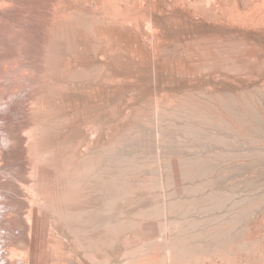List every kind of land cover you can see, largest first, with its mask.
<instances>
[{
	"label": "rangeland",
	"instance_id": "1",
	"mask_svg": "<svg viewBox=\"0 0 264 264\" xmlns=\"http://www.w3.org/2000/svg\"><path fill=\"white\" fill-rule=\"evenodd\" d=\"M0 194L7 264H264V0H0Z\"/></svg>",
	"mask_w": 264,
	"mask_h": 264
},
{
	"label": "bare ground",
	"instance_id": "2",
	"mask_svg": "<svg viewBox=\"0 0 264 264\" xmlns=\"http://www.w3.org/2000/svg\"><path fill=\"white\" fill-rule=\"evenodd\" d=\"M2 37V36H1ZM22 45V44H21ZM4 135V134H3ZM4 194V193H3ZM3 198V195L2 194H0V210H1V207H3V202H1V199ZM3 199H5V198H3ZM6 205V204H5ZM7 207V206H6ZM1 213V212H0ZM3 213V212H2ZM1 215V214H0ZM3 215V214H2ZM9 215V214H8ZM6 216V215H5ZM5 216L3 217V218H5ZM1 217V216H0ZM8 218V217H7ZM10 218V217H9ZM6 219V218H5ZM4 220H2L1 222H3ZM0 222V223H1ZM6 222H7V219H6ZM2 225H3V223H1ZM4 229V228H3ZM1 231H2V228H1V226H0V241L2 240V239H4L3 237H2V233H1ZM6 231V230H5ZM5 234L7 235V233L5 232ZM5 239H6V236H5ZM0 245H1V243H0ZM5 246H7V245H5ZM9 246H10V244H9ZM8 247V246H7ZM11 247V246H10ZM9 247V248H10ZM1 250H4V248H3V246H1V248H0ZM6 249V251L8 250L7 248H5ZM5 252V251H4ZM11 253H12V251H10ZM5 254H6V252H5ZM3 255V253L2 254H0V261L1 260H3L4 259V262H5V260L7 261V260H9L8 258H7V256L6 255ZM1 256H2V258L3 259H1ZM11 261V260H10ZM6 263V262H5ZM1 264V263H0ZM7 264V263H6Z\"/></svg>",
	"mask_w": 264,
	"mask_h": 264
}]
</instances>
